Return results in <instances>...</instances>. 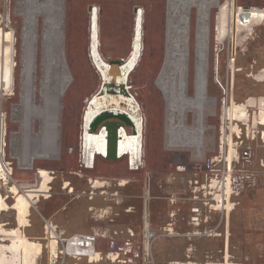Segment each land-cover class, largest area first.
<instances>
[{
	"label": "rangeland",
	"instance_id": "obj_1",
	"mask_svg": "<svg viewBox=\"0 0 264 264\" xmlns=\"http://www.w3.org/2000/svg\"><path fill=\"white\" fill-rule=\"evenodd\" d=\"M56 3L46 5L53 24L44 32L47 38L29 36L27 55L24 18L39 9L29 0H0V63L8 52L14 62L13 86L0 89V198L6 204L0 207V264L11 260L21 264L22 234L29 239L22 241L40 244L28 264H50L40 239L46 221L64 226L65 233L101 227L125 235L128 229L137 233L147 226L154 234L150 251L155 264H264V0ZM243 8L263 14L246 22V17L236 15ZM195 15L209 33L206 94L214 98L213 104L205 105L206 115L198 125L203 106L191 100L195 94L191 75H186V100L171 93L168 76L169 25L185 20L193 31ZM113 61L118 73L128 71L126 83L112 82L115 75L107 74ZM24 74L32 85L26 87L27 101L20 98ZM115 88L123 94L116 97ZM228 106L227 117L240 135L236 140L252 145L258 182L233 197L216 234L186 235L192 231L186 222L177 227L178 234H168L169 213L184 217L188 203L167 199L169 192L184 186L166 179L178 172V162H186L183 146L200 150L203 129L204 145L213 142L214 126ZM100 114L108 115L103 122L117 123L116 133L123 139L117 152L128 146L124 157L99 155L106 149L108 131L101 125L91 129V122ZM123 118L128 122L122 124ZM139 159L141 167H128V162ZM22 190L31 195L26 197ZM21 196L28 203L27 213L14 205ZM209 214L211 224L220 217L212 210ZM73 262L67 258L65 264Z\"/></svg>",
	"mask_w": 264,
	"mask_h": 264
},
{
	"label": "built area",
	"instance_id": "obj_2",
	"mask_svg": "<svg viewBox=\"0 0 264 264\" xmlns=\"http://www.w3.org/2000/svg\"><path fill=\"white\" fill-rule=\"evenodd\" d=\"M233 121L221 116L214 126L213 142L208 141L198 153L190 145L183 146L186 162H178V172L171 173L166 181L184 186V189L169 192L167 199L171 203L184 200L188 203V209L182 218L173 210L169 213L165 227L168 234H178L176 229L182 222L192 227V231H187L186 235L216 234L222 217L228 215L227 205L233 197L244 189L256 186L258 176L252 166V145L249 140H236L238 131L233 128ZM209 127L212 128V125ZM203 132L204 129V137ZM211 210L220 215L212 224ZM45 229L44 239L47 247L52 249L49 253L52 264H64L67 258L85 259L88 263L107 259L123 264H155L150 251L154 234L147 226L138 233L128 229L125 235L121 231L65 234L48 221L45 222Z\"/></svg>",
	"mask_w": 264,
	"mask_h": 264
},
{
	"label": "bare ground",
	"instance_id": "obj_3",
	"mask_svg": "<svg viewBox=\"0 0 264 264\" xmlns=\"http://www.w3.org/2000/svg\"><path fill=\"white\" fill-rule=\"evenodd\" d=\"M29 1H32L35 5H37V8L39 10H33L32 12L27 13L26 18H24L23 28H24L25 41L23 42V49L25 50L27 55L30 54V48L25 47L28 37L31 36V38H35L37 40L43 41L47 38L44 35L45 30L49 31L53 27V24L50 20V17H49V19H47V17L51 16V15H49L48 12L46 11V5L47 6L57 5L56 0H29ZM50 8H52V7H50ZM92 8H93V6H90L89 10H91ZM61 9H62L61 13L59 12V14H61L59 19H61L62 29H63V6L61 7ZM245 9L246 8L240 9L236 13V15H237V17H246L245 18L246 22H249L253 17L254 18L260 17L263 14L260 11L245 10ZM138 10H140V8H136V12H138ZM39 16H41L42 18L39 19ZM192 20L194 21V25H195V26L193 25L195 27V29L193 31H190V29H189V27H191L192 25L185 20H183L179 23L174 22L175 24L172 23L169 25V34H168L169 39L168 40H169V49H170V53H169V60L170 61H169L168 76H169V81H170L169 83H172V85H173L171 93L181 94L182 98L184 100H186V98L184 97L186 75H187V73L191 75V78L193 79L194 87H195V91H194L195 94H194V97L191 98V100L200 101L202 103V106H203V108H202L203 110L198 111L199 115L197 116V122H196V125H198L203 121V118L206 115L205 105L206 104H210V105L213 104L214 98L208 97L206 94L208 82L210 79V75H209V71H208V61H207V59H208L207 53H208L209 33H208L206 26L199 25V17L198 16L195 15ZM62 33H63V31H62ZM139 47H140V44H139ZM43 51L45 52L46 49L42 48V52ZM10 53H12V51H10ZM8 54H9V52H8ZM8 54L7 53L4 54V56L2 57V61L0 63V89L2 86L4 89H9L13 86L14 78H13V74H12V67L14 65V62L11 59L12 57L9 56ZM43 54L46 55V53H43ZM136 56H137V51L132 56V60ZM28 58L29 57H27V59H26V65L28 64ZM26 68H28V67H26ZM128 68H129V64L126 66L127 70H128ZM42 69L45 70L44 68H42ZM114 70H111V68L109 67L108 72H107V74H111V75L114 74L115 75L116 78H112V76H111V78L113 79L112 82L119 83V84L126 83L127 80H125V77H126L128 71H126L124 75H121L120 73H118L117 69L115 70V72H114ZM42 73H43V71H42ZM20 83L22 86V92H21L20 98L24 101H27L28 99L24 96L28 95V90L26 91V87L29 86L31 88L32 87L31 82L28 79H26V75L24 74V75H20ZM41 85L42 86L44 85L43 80H41ZM114 90L117 93L116 97L123 94V92L118 90L117 88H115ZM124 92H126V90H124ZM96 94H97V92H96ZM96 94H94V95H96ZM94 95L91 97L89 102L92 101V99L94 98ZM126 95H128L132 99L131 95L128 92L126 93ZM22 103H24V102H22ZM210 112H212V107H211ZM241 113H243V112H241ZM224 114H225L224 116L229 117V114H231V107L230 106H228L224 109ZM237 116H238V114H237ZM120 120H121L120 122L122 124L125 123V121L128 122V120H126L125 118L120 119ZM123 120H125V121H123ZM107 122L113 123V125L115 126V130H116V126H117L116 122H112V121H107ZM252 126H254V124ZM123 127L125 129H127V135H128V133H129L128 124H127V127L124 125H123ZM107 131H108V128H107ZM1 135H2V127L0 129V146H1V142H2ZM109 135H110V133L108 131V136L105 137L107 139L106 147H105L106 149L102 154H99L101 156H106L107 143H108ZM116 138H117V146H118V142L122 141L123 139H121V136H119L118 133H116ZM202 141H203V143L200 146V150H201L202 146L204 145V137H202ZM192 147H194V149L196 151L195 153L199 152V150L197 151V148L195 146H192ZM127 152H128V146L126 145L122 148L120 153L117 152V158L119 159V158L124 157L125 155L128 154ZM2 167H4V169H5V166L2 165ZM39 190L40 189H38L37 192ZM22 191L27 192V193H25L26 197H29V195H31V193L28 192L30 190H22ZM32 191L36 192V190H32ZM229 204H231V203H229ZM4 205H6V204H4V200L2 198H0V207L4 206ZM14 205L16 207H18L19 212L24 213L27 210L28 203H27L26 199L24 198V196H21L20 198L16 199ZM23 239H25V238L19 239V241L21 242L20 245H21V254H22L21 264H28V262L31 258V254H33V253L35 254L36 252H38L36 250L37 245H36V243L28 242V240L22 241ZM37 248H38V246H37ZM34 259H35V257H34Z\"/></svg>",
	"mask_w": 264,
	"mask_h": 264
},
{
	"label": "water",
	"instance_id": "obj_4",
	"mask_svg": "<svg viewBox=\"0 0 264 264\" xmlns=\"http://www.w3.org/2000/svg\"><path fill=\"white\" fill-rule=\"evenodd\" d=\"M110 64H111V70H114L116 68L117 62L113 61V62H110ZM107 117H108L107 114L98 115L91 122V129H93V130L96 129L98 125L106 126L108 128V131H109L110 135L108 137L106 156H107V159L116 160V158H117L116 130H115V126L113 125V123L107 122V121L103 122V120L105 118H107ZM142 165H143V162L141 163L140 159L137 160V162H134V163L128 162V167L130 169H138Z\"/></svg>",
	"mask_w": 264,
	"mask_h": 264
},
{
	"label": "crops",
	"instance_id": "obj_5",
	"mask_svg": "<svg viewBox=\"0 0 264 264\" xmlns=\"http://www.w3.org/2000/svg\"><path fill=\"white\" fill-rule=\"evenodd\" d=\"M263 136H264V134H263ZM29 207V206H28ZM28 212V209H27V211H26V213ZM26 213L24 214V218H23V220L24 221H26L25 220V215H26ZM24 221H23V223H24ZM23 223H21V225L23 224ZM60 232H63V233H65V227L64 226H61L62 228H60L59 226H55ZM45 231H46V229H45V224H44V226H43V228H42V232H41V236H40V239H42L43 240V246H44V248L49 252V253H51V251H52V249H49L48 247H47V244H46V241H45V239H44V235H45ZM77 231H107V232H113V231H118V230H110V229H105V228H101V227H93V228H90V229H88V230H82V229H76V230H72V231H70L69 233H72V232H77ZM138 231L139 230H137V233H138ZM69 233H65V234H69ZM22 235H24L25 236V238L26 239H28L27 238V236L25 235V234H22ZM29 240V239H28ZM31 242H35L36 244H38L39 245V248L37 249V251L39 252V249H40V244L38 243V242H36V241H32V240H30ZM38 252H36V253H38ZM34 254V253H33ZM33 254H31V256L33 255ZM49 258H50V254H49ZM69 260H71L70 258H68ZM11 260V259H10ZM72 260H74V262H73V264H79V261L78 260H75V259H72ZM79 260H81V259H79ZM12 261V260H11ZM10 261V263L9 264H13L14 263V260H13V263ZM65 263H66V260H65ZM64 263V264H65ZM50 264H52V262H51V258H50Z\"/></svg>",
	"mask_w": 264,
	"mask_h": 264
},
{
	"label": "flooded vegetation",
	"instance_id": "obj_6",
	"mask_svg": "<svg viewBox=\"0 0 264 264\" xmlns=\"http://www.w3.org/2000/svg\"><path fill=\"white\" fill-rule=\"evenodd\" d=\"M12 230V229H11ZM7 231H10V230H7Z\"/></svg>",
	"mask_w": 264,
	"mask_h": 264
}]
</instances>
